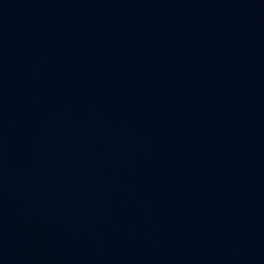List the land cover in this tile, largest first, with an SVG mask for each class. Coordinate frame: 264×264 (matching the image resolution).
<instances>
[{
  "label": "water",
  "instance_id": "obj_1",
  "mask_svg": "<svg viewBox=\"0 0 264 264\" xmlns=\"http://www.w3.org/2000/svg\"><path fill=\"white\" fill-rule=\"evenodd\" d=\"M0 264H264V0H0Z\"/></svg>",
  "mask_w": 264,
  "mask_h": 264
}]
</instances>
